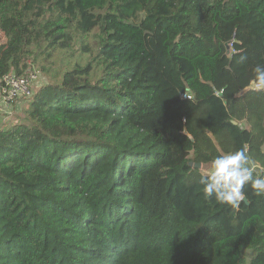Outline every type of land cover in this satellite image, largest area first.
<instances>
[{
  "label": "trees",
  "instance_id": "16d2710c",
  "mask_svg": "<svg viewBox=\"0 0 264 264\" xmlns=\"http://www.w3.org/2000/svg\"><path fill=\"white\" fill-rule=\"evenodd\" d=\"M29 59L64 64L0 127V264H264V196L189 166L264 177V0H0V84Z\"/></svg>",
  "mask_w": 264,
  "mask_h": 264
},
{
  "label": "clouds",
  "instance_id": "9594fccd",
  "mask_svg": "<svg viewBox=\"0 0 264 264\" xmlns=\"http://www.w3.org/2000/svg\"><path fill=\"white\" fill-rule=\"evenodd\" d=\"M248 87L264 91V65L257 64L253 68V78ZM255 171L256 164L246 150L229 151L209 162L208 169L200 176L199 184L203 186L205 199H214L218 204L239 209L247 199L246 185L250 184L257 196H264V177L254 176Z\"/></svg>",
  "mask_w": 264,
  "mask_h": 264
},
{
  "label": "built area",
  "instance_id": "2783aa9c",
  "mask_svg": "<svg viewBox=\"0 0 264 264\" xmlns=\"http://www.w3.org/2000/svg\"><path fill=\"white\" fill-rule=\"evenodd\" d=\"M38 74V70L30 63L23 76H17L13 73L5 75L0 85V102L11 107L19 100H26L31 97L33 84L37 81Z\"/></svg>",
  "mask_w": 264,
  "mask_h": 264
},
{
  "label": "rangeland",
  "instance_id": "374dc122",
  "mask_svg": "<svg viewBox=\"0 0 264 264\" xmlns=\"http://www.w3.org/2000/svg\"><path fill=\"white\" fill-rule=\"evenodd\" d=\"M56 64H53L51 66V63L49 61H47L46 63H44V67L39 64V63H34L31 59L27 60L26 65L27 68H29V64L31 63L32 66H34L39 74H38V79L37 81L33 84V92L36 93L42 86L44 85H48V83L55 81L54 77L57 75V71L59 68H61V66H63V61L59 60V61H55ZM51 66L49 68H47L46 70L51 69L50 74H48V72L46 70H44L43 68H46V66ZM26 68V71H27ZM2 83V82H1ZM1 85V84H0ZM251 88V87H250ZM21 101V100H19ZM18 102V101H17ZM16 102V103H17ZM25 100L22 101V103L24 104ZM15 104V103H14ZM27 106V102L22 106H20L21 111L17 112L14 116V113L12 115H10L9 117H12L11 119L7 120L6 123H13L17 121V117L20 116L22 114L23 109ZM209 165H202L201 172L204 173L207 169H208ZM250 253V252H249Z\"/></svg>",
  "mask_w": 264,
  "mask_h": 264
},
{
  "label": "crops",
  "instance_id": "0c3cea01",
  "mask_svg": "<svg viewBox=\"0 0 264 264\" xmlns=\"http://www.w3.org/2000/svg\"><path fill=\"white\" fill-rule=\"evenodd\" d=\"M22 101L23 100L18 101L17 103L13 104L11 107H7L0 102V127H4L9 124L6 123V121L12 118L9 117L10 115L14 113L15 116L17 112L21 111L20 106L21 105L23 106L25 104V102L23 104Z\"/></svg>",
  "mask_w": 264,
  "mask_h": 264
},
{
  "label": "water",
  "instance_id": "95a60500",
  "mask_svg": "<svg viewBox=\"0 0 264 264\" xmlns=\"http://www.w3.org/2000/svg\"><path fill=\"white\" fill-rule=\"evenodd\" d=\"M233 123L236 124V122H233ZM189 166L200 169V168L202 167V164H201V163H196V164L194 165L192 162H190V163H189ZM244 202L248 203V202H247V199H246V201H244Z\"/></svg>",
  "mask_w": 264,
  "mask_h": 264
}]
</instances>
